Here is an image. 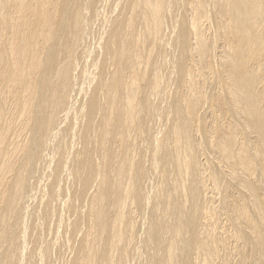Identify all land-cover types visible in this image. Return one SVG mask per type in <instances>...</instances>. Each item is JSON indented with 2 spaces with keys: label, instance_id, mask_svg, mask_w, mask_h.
<instances>
[{
  "label": "bare ground",
  "instance_id": "obj_1",
  "mask_svg": "<svg viewBox=\"0 0 264 264\" xmlns=\"http://www.w3.org/2000/svg\"><path fill=\"white\" fill-rule=\"evenodd\" d=\"M0 264H264V0H0Z\"/></svg>",
  "mask_w": 264,
  "mask_h": 264
}]
</instances>
